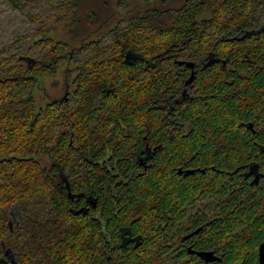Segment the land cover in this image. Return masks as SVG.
Wrapping results in <instances>:
<instances>
[{"label": "trees", "instance_id": "1", "mask_svg": "<svg viewBox=\"0 0 264 264\" xmlns=\"http://www.w3.org/2000/svg\"><path fill=\"white\" fill-rule=\"evenodd\" d=\"M80 1L3 0L37 23L45 7L56 22L74 17ZM124 23L79 47L73 91L40 108L33 89L57 72L68 44L42 25L33 38L45 51L33 62L18 49L0 59V255L11 247L18 264H258L264 0H183ZM179 60L198 64L186 99L189 68ZM147 144L155 155L143 169ZM193 163L195 174L177 168ZM248 166L261 172L257 183L244 178ZM124 226L144 234L140 247L121 246Z\"/></svg>", "mask_w": 264, "mask_h": 264}, {"label": "rangeland", "instance_id": "2", "mask_svg": "<svg viewBox=\"0 0 264 264\" xmlns=\"http://www.w3.org/2000/svg\"><path fill=\"white\" fill-rule=\"evenodd\" d=\"M163 1L151 0L146 4L141 0H81L74 17L72 13L63 16L60 8L53 7L57 14L61 12L60 22H56L52 8L45 7L40 13L42 20L37 23L28 20L23 13L9 9L3 0H0V45L4 46L0 52V59H7L18 49L20 54L28 55L25 58L28 63L33 62L34 58L45 51L42 45L35 43L36 36L33 38L42 25L44 30L51 27L49 36L54 40L68 44L67 58L59 66L57 72L40 78L33 89L36 106L40 108L47 102L73 91L76 63L72 59L81 45L104 36L119 22L125 24L124 21L129 16L152 7L174 8L179 6L183 0ZM72 21H75L72 27L64 25ZM17 38L23 39L20 42H14Z\"/></svg>", "mask_w": 264, "mask_h": 264}, {"label": "flooded vegetation", "instance_id": "3", "mask_svg": "<svg viewBox=\"0 0 264 264\" xmlns=\"http://www.w3.org/2000/svg\"><path fill=\"white\" fill-rule=\"evenodd\" d=\"M197 66H198V64L195 62V67H194L195 75H194V79L190 83H187V81H188L189 77L191 76L193 69L187 66L189 68V74H188L187 78H185V80H184V87L182 90L183 99L189 98L191 96V94L193 93V89H192L191 85L193 84L195 77H196V74H197ZM152 149L147 144L145 146V148L143 150H141L140 153L137 154V162L143 167V169H147L151 164L150 159L153 158V156L155 155V148H152ZM200 167L201 166L199 165V163H193L191 165L189 164L185 168H183V166H179L177 168H178L180 173L183 172L182 174H195V172H198V170L201 169ZM180 169H181V171H180ZM189 171H191V173H189ZM242 174H243L244 178H250L251 177L254 179L256 175L259 178L262 177L261 172L257 171V169H254L253 167L250 168V166H248L247 169H245ZM255 183H257V182H255ZM61 185H62V183H61ZM93 202H95V201H93ZM167 217H169V218H167ZM167 217L166 216L163 217V221H164V224L162 225L163 228L167 225L168 220L170 218H172V217H170V214L167 215ZM124 227L125 228H120L121 246H122V241H123V229H126V230H124L125 231L124 234L126 237L136 238L137 236H140V238L138 241L139 245L137 247H135L136 241H129L127 243V245L124 246V248H126L128 246H132L134 248L140 247L144 242V234H142L141 232L134 233L131 229V226H124ZM127 231H129V232L127 233ZM0 264H18V262L16 260V253H15L13 248H11V247H8V248L4 247L3 248V253H2V255H0Z\"/></svg>", "mask_w": 264, "mask_h": 264}, {"label": "water", "instance_id": "4", "mask_svg": "<svg viewBox=\"0 0 264 264\" xmlns=\"http://www.w3.org/2000/svg\"><path fill=\"white\" fill-rule=\"evenodd\" d=\"M177 63L179 65L186 64V66H188V67L193 69V72H192L191 76L189 77V79L187 81V83H190L194 79V75H195V70H194L195 62L179 60V61H177ZM247 126L249 128H252V124L251 123H248ZM189 173H191V171H189ZM262 175H264V174H262ZM258 179H259V177L256 175L255 178H254V182H258ZM93 206L96 207V201L93 202ZM80 211H83V209H80ZM124 230H126V229H123L122 247L126 246L129 241H136L135 247H137L139 245L138 241H139L140 236H137L136 238L126 237L125 234H124V232H125ZM128 232L129 231H127V233ZM197 253H198L199 257L201 259H203L207 263L214 262V261H216L218 259L217 256H215L214 252H212V251H199ZM258 264H264V242L259 245V249H258Z\"/></svg>", "mask_w": 264, "mask_h": 264}]
</instances>
